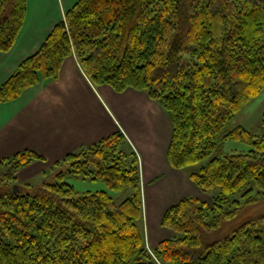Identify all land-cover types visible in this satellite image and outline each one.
I'll return each instance as SVG.
<instances>
[{
	"label": "trees",
	"instance_id": "16d2710c",
	"mask_svg": "<svg viewBox=\"0 0 264 264\" xmlns=\"http://www.w3.org/2000/svg\"><path fill=\"white\" fill-rule=\"evenodd\" d=\"M28 9V0H0V52L15 46ZM73 53L93 84L157 100L173 125L170 164L217 193L168 207L160 222L173 235L149 249L138 153L121 130L55 163L61 180L132 188L120 203L58 180L15 191L19 168L45 159L18 151L0 161V264H264V214L233 225L264 203V113L259 132L226 129L264 89V0H78L0 86V102L57 79ZM229 141L249 149L225 152Z\"/></svg>",
	"mask_w": 264,
	"mask_h": 264
},
{
	"label": "crops",
	"instance_id": "0c3cea01",
	"mask_svg": "<svg viewBox=\"0 0 264 264\" xmlns=\"http://www.w3.org/2000/svg\"><path fill=\"white\" fill-rule=\"evenodd\" d=\"M28 21L27 15L13 49L0 54V86L27 56L40 48L38 42L42 38L29 44L33 53L30 47L21 51ZM118 130L139 155L142 189L146 199L152 200L149 207L153 208L157 223L166 209L183 197L201 198V189L188 171L174 168L169 162L173 125L163 106L145 91L130 87L119 92L108 84H93L74 53L63 62L57 79H42L18 98L0 102V135L14 145L0 153V159L31 149L46 160L56 161ZM11 138L14 139L9 141ZM157 229L149 233L151 248L173 235L168 228Z\"/></svg>",
	"mask_w": 264,
	"mask_h": 264
},
{
	"label": "rangeland",
	"instance_id": "374dc122",
	"mask_svg": "<svg viewBox=\"0 0 264 264\" xmlns=\"http://www.w3.org/2000/svg\"><path fill=\"white\" fill-rule=\"evenodd\" d=\"M77 1L78 0H28L29 21H28L27 29L25 30V37L23 38V41L21 43L22 45L25 46L22 47L21 51L28 50V47H30V53H33L31 51L32 46H30L29 44H33L35 41H39L40 38L42 39L40 42H38V44L40 43L41 46L42 45L41 43L45 41L44 39L53 29L54 25H56L58 22H60L63 19V13L67 11L69 8H71ZM35 52L36 50L34 51V53ZM1 53H5V52H0V54ZM263 113H264V89L259 94V96L249 100V102L245 105V107L239 113H237V115L229 122L226 129L231 130L237 126H242L248 130H251L252 132H259L261 128V120ZM13 139L14 138H11L9 141H12ZM7 141L8 139L4 138V135L1 134L0 135L1 154L11 150L14 147L13 144H10ZM125 147L128 151H135L137 153V151L130 144L127 138H126ZM248 149L249 147L247 145L236 141H229L225 144V152H231L234 150L244 151ZM56 161L48 160V159L47 160L33 159L31 163L21 166L19 170L16 172L15 184H17L18 187L20 186V187H27L26 189H32V187L42 184L46 180L64 181L67 182L68 184L73 185L80 194H85L88 191L95 192V191L107 190L117 203H120L123 200L127 199L133 193L132 188H127L121 191H112V190L109 191L104 181L92 180L90 177H84L82 174L74 175V174L66 173L65 178L61 180L56 177V173L62 168H65V166H63L62 168H58L57 170V168H55ZM139 165L141 168L140 158H139ZM8 169H10V167H7V170ZM55 169L57 170L56 172ZM5 171H6L5 167L0 165V181ZM217 190L218 189L214 191H210L208 193L201 191L200 196L202 199L211 200V197L217 193L216 192ZM142 196H143L142 226L145 231L146 245L149 249H152L149 246L150 244L149 233L153 231L156 232L158 230L157 229L158 227L164 230H166L167 228L161 225L160 220L158 223L156 222L154 210L153 208L149 207V203L152 200H149L148 198L146 199L143 189H142ZM151 198L155 200V197H151ZM160 206L162 207L161 204ZM260 214H264V203L254 205L251 208L247 209L244 213H242L240 217L237 218V220L233 223V225L237 226L240 223L248 219H251L253 217H256Z\"/></svg>",
	"mask_w": 264,
	"mask_h": 264
},
{
	"label": "water",
	"instance_id": "95a60500",
	"mask_svg": "<svg viewBox=\"0 0 264 264\" xmlns=\"http://www.w3.org/2000/svg\"><path fill=\"white\" fill-rule=\"evenodd\" d=\"M17 189H18V186H15L14 190L17 191Z\"/></svg>",
	"mask_w": 264,
	"mask_h": 264
}]
</instances>
